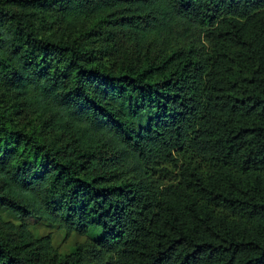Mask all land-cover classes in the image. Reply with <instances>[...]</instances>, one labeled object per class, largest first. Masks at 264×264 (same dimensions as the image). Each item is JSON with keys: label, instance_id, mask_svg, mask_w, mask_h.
<instances>
[{"label": "trees", "instance_id": "trees-1", "mask_svg": "<svg viewBox=\"0 0 264 264\" xmlns=\"http://www.w3.org/2000/svg\"><path fill=\"white\" fill-rule=\"evenodd\" d=\"M0 205V264H264V0H0Z\"/></svg>", "mask_w": 264, "mask_h": 264}, {"label": "rangeland", "instance_id": "rangeland-1", "mask_svg": "<svg viewBox=\"0 0 264 264\" xmlns=\"http://www.w3.org/2000/svg\"><path fill=\"white\" fill-rule=\"evenodd\" d=\"M105 26L104 25H95L93 27V30L90 31V34L88 35L89 41H93V46H101L104 45L105 42H103V38L105 36ZM100 46V47H101ZM118 50L119 54L116 52H111L110 55H108V59L110 62H116L120 58L129 59V51L128 47L122 43L118 44ZM26 129H35L36 131H39V127L36 124H33L32 128L29 125H25ZM0 217L4 221H10L13 222L15 225H18L19 221L16 218V216L6 207L0 205ZM25 222L28 224L29 229L34 234V236H41L46 233H51V241L53 247L59 252V253H67L70 251L74 246L79 244H85L87 242H91L90 237L88 235H80L73 231L67 232L64 229H57L55 226L48 224L45 221L38 220L36 217H27L25 219Z\"/></svg>", "mask_w": 264, "mask_h": 264}]
</instances>
